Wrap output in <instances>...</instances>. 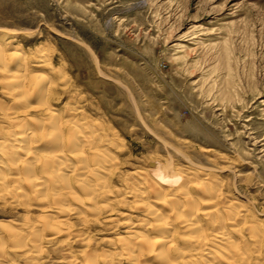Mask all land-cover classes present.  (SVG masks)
<instances>
[{"label":"rangeland","instance_id":"rangeland-1","mask_svg":"<svg viewBox=\"0 0 264 264\" xmlns=\"http://www.w3.org/2000/svg\"><path fill=\"white\" fill-rule=\"evenodd\" d=\"M0 30L18 33L14 45L30 64L36 49L51 55L63 75L50 98L55 110L76 109L118 140L122 148L109 149L118 162L113 186L156 166L203 167L226 201L264 227V0H0ZM33 205H0V221H35ZM118 214L90 228L74 219L73 233L108 253L105 240L131 230ZM111 224H120L117 233ZM74 244L81 262L85 246ZM61 248L44 242L42 264L73 255ZM10 258L29 264L19 253Z\"/></svg>","mask_w":264,"mask_h":264},{"label":"bare ground","instance_id":"bare-ground-1","mask_svg":"<svg viewBox=\"0 0 264 264\" xmlns=\"http://www.w3.org/2000/svg\"><path fill=\"white\" fill-rule=\"evenodd\" d=\"M17 35L0 30L6 39L0 43V90L10 101H0V205L30 210L36 203L41 215L17 226L0 221L2 261L8 264L10 253H19L37 264L44 242L73 254L61 264H257L264 257V227L226 201L221 183L203 167L156 166L128 173L123 189L113 186L118 162L109 149H120L118 140L76 109L66 114L52 107L62 71L45 49H36L30 64L14 45ZM113 204L127 205L142 217L133 221L115 212ZM114 213L131 230L104 239L108 253L91 250L90 237L73 233L74 219L90 228L93 220ZM120 224L107 230L115 232ZM76 242L85 246L81 262L71 248Z\"/></svg>","mask_w":264,"mask_h":264}]
</instances>
